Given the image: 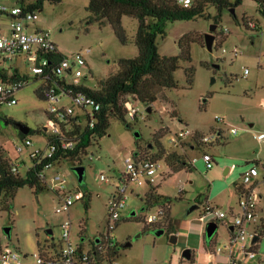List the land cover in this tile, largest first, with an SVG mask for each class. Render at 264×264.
Segmentation results:
<instances>
[{
    "label": "rangeland",
    "instance_id": "374dc122",
    "mask_svg": "<svg viewBox=\"0 0 264 264\" xmlns=\"http://www.w3.org/2000/svg\"><path fill=\"white\" fill-rule=\"evenodd\" d=\"M88 6L89 0H63L59 5L47 2L43 10L36 13L30 32L50 33L52 42L66 55L83 53L88 63L84 69L87 84L97 89L100 81L118 72L120 59L136 58L139 50L133 42L121 44L109 24H90ZM207 13L215 16L217 11L210 8ZM235 15L239 25L230 10L223 12L222 21L214 32L216 39L212 52L205 42V35L211 33L214 24L212 20L199 18L169 23L166 36L157 39L160 55L179 56V41L183 36L187 37L185 43H190L191 61H180V69L175 73L178 88L161 91L159 100L151 105V113L147 111L150 106L140 102L135 120L127 118L124 123L111 119L107 134L89 149L82 165L65 160L45 170L47 187L44 191L36 193L29 186L19 189L14 200L8 201L12 202L11 209L0 211L1 244L28 256L27 263L34 264L31 257L40 247L61 242V226L67 221L72 223L71 237L75 245L83 244L82 239L85 246L89 240L107 236V206L122 186L127 159L138 151L146 156H156L159 142L168 152L176 151L189 157L190 161L197 160L191 170L172 173L164 168L169 174L159 181L158 194L172 201L173 220L200 223L203 206L209 200L212 206L227 215L224 221L217 222L219 228L215 240L216 247L229 255L230 250L226 248L229 223L241 215L236 185H242V175L250 167L257 166L260 175L254 190L260 196V202L256 231L264 230V141L256 139L257 135L264 134V14L256 1L244 0ZM245 25L251 30L247 31ZM123 26L133 40L138 21L124 16ZM0 34L11 36V19L5 14H0ZM88 50L90 52L86 53ZM20 62L21 72L30 75L31 80L17 93V105L0 107V147L12 163L20 164V176L25 178L33 167L31 152L46 151L48 131L45 128L51 104L38 97L36 91L42 82L34 80L27 64ZM14 64L15 61L6 63L10 74L14 72ZM188 68L194 69L191 83L186 76ZM68 103L69 100L64 99L61 105ZM8 119L14 124L8 125ZM17 124L27 125L34 132L27 136L34 146L22 153L15 148V144H22ZM183 130L201 135H196L195 143L187 141L184 150H180L173 147L170 140ZM233 130L237 134H233ZM136 133L140 137H136ZM202 136L213 137V140L203 146L200 143ZM204 153L214 158L211 170L202 160ZM77 167L85 168L82 183L75 170ZM226 168L231 169L228 175H225ZM102 175L108 178V183L101 179ZM79 191L83 199L76 201L68 212L57 213L63 198H75ZM149 191L147 186L130 185L126 206L117 228L111 233L119 243L118 260L123 264H192L184 258L188 235L175 233L177 243L173 244L170 242L173 231L164 230L163 234H158L160 230L152 228L158 223L147 224L149 215L160 208L145 204V195ZM196 200L200 209L187 215ZM205 223L207 225V221ZM7 230H10L9 235ZM49 230L53 231L51 237ZM248 241L250 246L253 240L248 238ZM127 244L130 245L126 247ZM85 249L88 248L85 246ZM193 252L194 264H200L201 254L198 249ZM254 252L255 258H242L244 264H264V233Z\"/></svg>",
    "mask_w": 264,
    "mask_h": 264
},
{
    "label": "built area",
    "instance_id": "2783aa9c",
    "mask_svg": "<svg viewBox=\"0 0 264 264\" xmlns=\"http://www.w3.org/2000/svg\"><path fill=\"white\" fill-rule=\"evenodd\" d=\"M34 1L0 0V14H5L11 19V36L7 37L0 34V68L7 70L6 63L15 61L13 70L21 72V60L27 64L28 70L34 78L44 77L41 82L46 83L47 80H51L49 56L59 53L60 49L52 42L50 33L41 31L30 32L36 19V13L39 12L30 9V5H33ZM180 3L185 7H190L192 0H180ZM89 52L90 50L86 51V53ZM235 53H238L237 50H235ZM64 55V58L55 66V73L61 82L65 81V85L54 83L47 95L48 102L51 104V111L48 113L51 118H47L46 128L49 138L61 135V128L57 122L64 123L66 115L76 118L77 124L82 127L88 125L93 127L96 120L95 115L101 110V104L96 99L79 90L81 88L92 89L87 84L88 80L84 72V69L88 65L85 55L83 53ZM21 75H25L31 79V76L28 74L21 72ZM28 83V80L15 77L7 81H0V107L4 105H17L18 100L16 95ZM64 99H68L69 103L61 105ZM139 103L135 96L130 95L127 97L124 107L128 119H136L139 114ZM233 134H237V131L233 130ZM195 137V133L183 130L173 136L170 142L173 147L184 150V144L187 141L194 142L193 139ZM256 139L260 142L264 141V134L257 135ZM46 140V151L44 152L41 149L32 151L30 154L32 159L41 162L53 157L57 152L58 145L51 142L47 137ZM212 140L213 137H202L200 143L204 146L208 145ZM33 146L34 144L30 139L23 140L22 144H15L16 151L19 153ZM196 146L194 144V147ZM62 147L73 150L75 143L64 141ZM194 147H192V150ZM202 160L208 170L214 167V158L209 153H204ZM196 161V159H193L190 162L194 166ZM126 166L127 171L121 177L122 186L117 189L107 206L109 216L107 236H100L101 242L92 249L85 244L88 248L85 249L83 239V244L75 245L73 243L71 237L72 223L71 221H67L61 226V242L56 244L60 247L57 250L44 248L43 251H39L31 257L34 260V264H123L118 260L119 248L115 256L113 254L108 256L106 252L108 249H113L119 244L111 233L117 228L122 211L126 206L130 185L135 184L136 188L147 186L150 190L156 188L159 181L161 182L167 176L164 168L169 169L165 161H154L150 158L136 159L134 156L127 159ZM12 172L14 174L20 173L19 163L12 164ZM259 175L260 172L257 166L250 167L242 175L243 182L241 186L244 187V190L240 193L239 199L241 215L236 216L229 223L232 231L226 248L230 250V254L226 255V261L223 264H244L243 257L251 259L256 257V253L254 252L255 243L248 246V238L253 240L258 234L256 229L259 226L256 224L260 196L255 192L254 186L257 183ZM101 179L107 183L109 182L108 178L104 175H102ZM81 199H83V194L80 191L75 195V198L65 196L57 213L68 212L71 206ZM162 215L163 210L159 208L155 214L149 215L146 221L147 224L153 225L159 223ZM226 218V213L218 207L212 206L207 200L200 217L203 222L207 221L208 224L214 221L217 223L218 221H224ZM252 226H254V229L251 228ZM51 245L48 244V247ZM95 248H98L97 252L100 254L94 251ZM205 252L210 256L215 255L217 257L223 254V249L216 248L214 251L205 250ZM27 261H29L28 256H23L17 250H13L8 246L4 247L0 243V264H29Z\"/></svg>",
    "mask_w": 264,
    "mask_h": 264
},
{
    "label": "trees",
    "instance_id": "16d2710c",
    "mask_svg": "<svg viewBox=\"0 0 264 264\" xmlns=\"http://www.w3.org/2000/svg\"><path fill=\"white\" fill-rule=\"evenodd\" d=\"M62 1L35 0L34 4L30 5V9L41 12L45 3L59 5ZM243 1L192 0V5L185 7L180 3V0H89V6L86 9L90 15L89 23H98L101 26L109 24L121 44L128 45L132 42L135 43L138 47L139 55L132 59H120L118 61V72L100 81L97 89H79L101 104V110L95 115L96 120L93 127L89 125L82 127L77 124L76 118L66 115L64 123L57 122L61 128V135L53 138H49L46 135L51 142L58 145L57 152L53 157L41 162L32 159L33 167L27 172L25 178L21 177L20 173L14 174L12 172L13 163L6 157L5 150L0 147V211H9L12 202L9 203L8 201H13L18 190L25 186L34 189L36 193L44 191L47 187L44 172L51 166L65 160L82 165V161L88 155L89 149L98 144L99 140L107 134L111 119H117L126 123L127 112L124 103L128 96H135L139 102L149 105V108H151V105H154L159 100L161 91L178 88L175 73L180 69V61H191L190 43H185L187 37L183 36L179 41L181 51L179 56L168 57L160 55L157 39L166 36V28L169 23L203 18L212 20L213 25L219 26L222 21L223 12L225 10L236 11ZM254 1L259 4L264 14V0ZM210 8L216 9L217 14L215 16L207 13ZM124 16L132 17L138 21V30L133 40L128 37L123 26ZM234 19L237 25H239L235 14ZM245 28L247 31L251 30L246 25ZM50 56L49 70L51 80L42 83V86L36 91L38 97L47 102V95L54 83L65 85V81L61 82L55 73V66L64 58V53L60 51ZM193 75L194 69L188 68L186 76L189 83L192 82ZM14 77L22 78L29 82L31 80L27 76L21 75V72L18 70L10 74L9 70L0 68V81H7L8 79H14ZM43 78L36 77L34 80L41 82ZM47 118H51V116L47 114ZM6 122L8 125L14 124L9 119ZM127 127L131 129L130 126ZM33 133L32 129L28 135L19 131V136L23 141ZM195 135L201 134L195 133ZM220 136L221 134H219ZM161 138H163V135L160 136ZM64 141L74 142L75 148L73 150L64 149L62 147ZM157 152L156 156H146L138 151L133 156L136 159L150 158L154 161H165L172 173L180 172L183 169L191 170L193 167L189 157L184 156L183 153H181L182 155L176 153V151H166L160 142L157 145ZM236 190L240 194L243 192L244 187L237 184ZM145 204L151 208L159 206L163 210L160 222L152 227L153 230H166L170 232L173 222L171 216L172 201L170 199H163L158 194V187H156L145 195ZM196 204L200 205L198 200H196ZM147 229L150 230V227H147ZM263 233V229L261 232H258L256 236L258 240L254 248L258 246ZM216 235L217 233L212 238L204 236L207 250L214 251L217 248ZM59 247V245L52 244L50 247L47 245L44 248L57 250ZM118 248L119 244L113 249H108L107 255H117ZM43 249L40 247L39 251H43ZM94 251L97 252L98 248H95ZM97 253L100 254L99 252Z\"/></svg>",
    "mask_w": 264,
    "mask_h": 264
},
{
    "label": "water",
    "instance_id": "95a60500",
    "mask_svg": "<svg viewBox=\"0 0 264 264\" xmlns=\"http://www.w3.org/2000/svg\"><path fill=\"white\" fill-rule=\"evenodd\" d=\"M231 13L235 14V10H231ZM217 30V26L216 25H212L211 26V33H207L205 35V42H206V46H207V49L212 52L213 51V46H214V43H215V39H216V36L214 35V32ZM216 68H219L218 66H215ZM148 113H151V108H148L147 109ZM17 127L19 129L20 132H22L23 134L25 135H28L31 131V128L27 125H24V124H17ZM45 131H47V129L45 128ZM136 137H140L139 133H136ZM77 174H78V178H79V181L82 183L83 182V179H84V174H85V168L84 167H77L75 168ZM229 172V168L226 169L225 171V175H227ZM200 209V206L198 204H195L193 206H191V208L188 210L187 212V215H190L192 212L196 211ZM176 220L174 219L173 222H172V227H171V231H175L176 229ZM219 226L216 222L212 221V222H209L206 226V229H205V235L207 238H212L217 230H218ZM164 233V230H160L158 234H163ZM7 234L9 235L10 234V230H7ZM48 235L49 237H51L53 235V231L52 230H49L48 231ZM257 237H255L253 239V243H256L257 242ZM170 242L175 244L177 243V236L175 234L171 235L170 237ZM130 244H127V246H129ZM184 258L187 260V261H191L192 258H193V253H192V250L190 249H187L185 252H184ZM215 258L216 256L215 255H212L211 258H210V264H215Z\"/></svg>",
    "mask_w": 264,
    "mask_h": 264
},
{
    "label": "crops",
    "instance_id": "0c3cea01",
    "mask_svg": "<svg viewBox=\"0 0 264 264\" xmlns=\"http://www.w3.org/2000/svg\"><path fill=\"white\" fill-rule=\"evenodd\" d=\"M230 172L231 170L229 168L228 174ZM168 174H169V171H167L166 175ZM256 185H258V182L256 183ZM205 225L206 223L203 222L201 219H200V223H197L196 220L187 221V220H180V219H178L176 222V229L174 231V234L176 233L178 235L180 234L188 235V239L185 241V245L188 247V249L192 250V253H193V258L191 260L192 264H194V252H193L194 249H198V252L201 254L200 264H210L211 256L205 252V250H207L205 246V239H204L205 229H206L204 227ZM231 231H232V227H229V240L231 237ZM225 261H226V255L224 254L219 255L215 258V264H223Z\"/></svg>",
    "mask_w": 264,
    "mask_h": 264
},
{
    "label": "flooded vegetation",
    "instance_id": "af4514ba",
    "mask_svg": "<svg viewBox=\"0 0 264 264\" xmlns=\"http://www.w3.org/2000/svg\"><path fill=\"white\" fill-rule=\"evenodd\" d=\"M100 242H101V239L97 237L96 239H92V240L87 241V246H89L92 249Z\"/></svg>",
    "mask_w": 264,
    "mask_h": 264
}]
</instances>
